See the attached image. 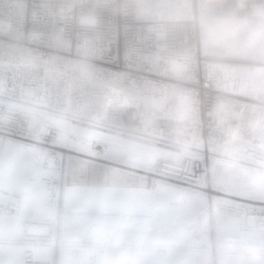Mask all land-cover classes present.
<instances>
[{
    "label": "built area",
    "instance_id": "built-area-1",
    "mask_svg": "<svg viewBox=\"0 0 264 264\" xmlns=\"http://www.w3.org/2000/svg\"><path fill=\"white\" fill-rule=\"evenodd\" d=\"M215 1L233 4L234 10L217 9L203 0H112L99 6L96 26L84 29L77 12L60 16L52 0H0V57L9 60L8 47L17 45L47 66L36 78L18 59L0 70V155H11L12 146L25 149L23 159L33 167V186L44 196L41 215L31 217L25 196L0 184V220L21 216L23 242L48 245L58 233L64 235L70 225L63 196L67 206L75 192L87 191L88 185L77 184L78 179L88 178L91 190L106 196L121 192L126 202L131 188L155 198L160 204L155 210L166 214L164 224L173 229L167 239L175 246L172 255L182 249L190 259L212 263L221 239L217 234L210 237L216 224L239 222L246 230L264 233V202L241 198L238 186L213 172L220 156L213 118L216 104L231 106L234 123L245 138L249 122L264 109V56L226 57L216 51L225 36L264 37V0ZM81 60L96 69L100 88L69 78L72 66ZM29 86L38 88L33 103L42 116L53 109L68 113L62 133L49 126L39 137L28 129L13 101ZM178 98L185 99L195 114L193 161L181 172L169 170L157 160L167 145H155L159 149L145 169L131 168V147L152 145L148 137L167 143ZM145 124L154 127L144 132ZM123 142L125 154L117 152ZM104 211L98 214L107 218V202ZM79 213L81 219L87 214ZM95 221L91 228L117 225ZM87 227L79 221L76 229ZM104 244L97 246H113ZM23 250L24 263L32 264V252L39 249ZM43 263L52 264L49 259Z\"/></svg>",
    "mask_w": 264,
    "mask_h": 264
},
{
    "label": "rangeland",
    "instance_id": "rangeland-1",
    "mask_svg": "<svg viewBox=\"0 0 264 264\" xmlns=\"http://www.w3.org/2000/svg\"><path fill=\"white\" fill-rule=\"evenodd\" d=\"M203 1L206 5L217 9L232 10L228 9L227 5L215 0ZM223 41L224 43L221 44L216 51L218 55L250 59H258L264 56V37L262 36H253L245 38L244 40L237 39L236 37L225 36L223 37ZM170 126H172V124ZM128 135L134 134L130 133ZM164 135H168V131H165ZM154 140L148 137L146 141L152 142V145L147 143L145 146L136 148V150L132 147L129 149L128 154L132 156L130 157L129 162L131 168L145 169L151 157L155 155L156 151L159 149L156 146L163 147L167 145L162 138H154ZM161 142H165L166 144H162ZM126 144L127 142H123L120 145L126 146ZM120 147L124 154L127 153L125 147ZM12 151L13 153L11 155L10 152L7 153L4 151L0 155V184L9 187L12 191L21 186L23 191H25L29 196L30 193H32L33 188L29 189L30 186H27V180L32 175L31 173H33V171H29V167L26 162L23 158H21L22 154L19 147L13 148ZM134 151L136 152V155ZM34 189L39 192L41 191L36 187H34ZM237 193L257 201H264V194L250 190L246 186L240 188V192ZM99 200L102 203L104 201L107 202V207L109 209L107 218H105V214L102 215L95 213V208L91 212L86 211L87 214L81 219L78 216H81L83 213L73 212L72 200L67 203V206L65 205L67 220L71 226H73L75 222L83 221L88 227L85 228V230L78 232V230L74 229L73 226L70 229H66L64 235L61 233L56 235L54 242L56 241L57 245H52L50 250L52 264H90L88 262V260H90L88 259V256H81L79 254L81 250L75 251L74 249L95 248L99 244H104V242H108V244L113 243V249L109 247V249L115 251L112 253L111 259L113 260V263L114 261H118L114 258L117 256L114 255L117 251H122V253H124L123 258L126 259L127 264L201 263L200 259H190L188 255L184 254L187 250L182 249L176 251V253L181 254H176L172 258L160 255L161 253H169V247L175 246L167 240L173 229L164 224L166 223V214L158 213L155 210L157 206H160L155 198L145 196L137 190L131 188L128 202L125 201V197L122 196L121 192L116 191L109 193L107 196L103 194ZM36 203L39 206L38 208L40 212L42 199L36 200ZM126 203H128L127 205L129 206L128 212L125 207ZM122 205H124L123 211ZM99 209H102L100 205ZM104 210L105 209H102L103 213H105ZM29 215L34 217L33 212H29ZM96 216L97 218H95ZM12 219L0 220V264H23L22 254L24 252V247H32L35 248V250L38 248V252H40L41 248L50 246V244H27L23 242L21 239L20 228L15 226V222H13ZM95 219L98 221H106L105 224L116 223L117 225L116 227L114 226V228H110L108 230L102 229V232L100 233L98 229L96 231L90 227L93 226V222H96ZM123 224L124 227L122 228ZM169 238L171 239V237ZM119 240H125L128 241V243L122 247H116L115 243ZM64 247L70 249V252L67 253L68 255H64V251L62 250ZM162 248H164L165 251ZM160 249H162V251ZM262 264H264V262H262Z\"/></svg>",
    "mask_w": 264,
    "mask_h": 264
},
{
    "label": "clouds",
    "instance_id": "clouds-1",
    "mask_svg": "<svg viewBox=\"0 0 264 264\" xmlns=\"http://www.w3.org/2000/svg\"><path fill=\"white\" fill-rule=\"evenodd\" d=\"M112 0H52L56 5V13L60 16L78 13L82 28L92 29L96 26L99 6ZM87 41L84 42L86 47ZM9 60L0 57V70L8 66L10 60L18 59L28 70L29 76L36 78L46 64L34 55L23 51L17 45L8 47ZM70 79L87 85L92 89L101 87V79L96 69L87 61L81 60L72 66ZM38 88L29 86L22 90L17 100L13 101L16 108L25 118L27 127L37 136L43 137L48 127L62 133L68 113L62 109H53L47 116H42L33 103ZM150 105V101L145 102ZM174 118L167 147L163 153H157V160L174 172L183 171L195 158L192 149V137L196 127L195 114L191 105L183 98L174 104ZM213 118L218 130L220 156L213 162V172L219 178L236 186H246L264 194V109H262L248 125V137H243L234 121L236 116L226 102L220 101L213 109ZM153 124H145L142 131L148 132ZM127 139V137H123ZM243 160V163L241 162ZM128 241H116V247H122ZM223 264H228L232 254H238V264L249 261L250 264L264 262V245L251 246L243 241L226 239L221 242Z\"/></svg>",
    "mask_w": 264,
    "mask_h": 264
},
{
    "label": "crops",
    "instance_id": "crops-1",
    "mask_svg": "<svg viewBox=\"0 0 264 264\" xmlns=\"http://www.w3.org/2000/svg\"><path fill=\"white\" fill-rule=\"evenodd\" d=\"M65 202H66V197L65 195L63 196L62 199V203H63V213L65 212ZM102 223V222H101ZM69 224V222H68ZM77 224L78 222H75L73 224L74 229L77 228ZM70 225V224H69ZM70 225V228L73 227ZM98 228H104V223ZM214 229V233H210V237L213 238V236L216 234L218 236H220V241L218 242L217 246H216V252L213 254V258L212 263H207V264H223V254L221 252V242L226 240V239H233V240H237V241H243L246 242L247 244L251 245V246H260V245H264V233L261 234H257L256 231H251V230H246L242 227L241 223L239 222H226L223 225H219L216 224L213 226ZM257 239V240H256ZM81 244V243H80ZM98 248H88V249H79L81 250V252H79V254L81 256L86 255L88 256V262L90 264H127L126 259H124V253H122V251H117L114 255V258L117 259L118 261H114L112 259V253L115 252L114 250L111 249H99L100 247L97 246ZM171 248L169 247V253L166 252L167 254H160L161 256L164 257L165 256H169V257H173L174 255L171 254ZM164 249V248H162ZM162 249H160L162 251ZM64 251V255L69 253L70 249L68 248H63L62 249ZM75 251H79L74 249ZM165 251V249H164ZM120 252V253H119ZM100 254V255H99ZM68 255V254H67ZM105 258H103V257ZM192 258V257H191ZM106 261H105V260ZM195 260H197L198 258H194ZM193 260V259H192ZM101 262V263H100ZM228 264H238V254H232L231 258L228 261ZM243 264H250L249 261H244Z\"/></svg>",
    "mask_w": 264,
    "mask_h": 264
},
{
    "label": "bare ground",
    "instance_id": "bare-ground-1",
    "mask_svg": "<svg viewBox=\"0 0 264 264\" xmlns=\"http://www.w3.org/2000/svg\"><path fill=\"white\" fill-rule=\"evenodd\" d=\"M150 138H152L153 140H154V138L153 137H150ZM91 141H99V138L98 137H92L91 138ZM155 141V140H154ZM121 142V141H120ZM162 144H166L165 142H161ZM9 146V145H8ZM16 147H19V146H12L11 147V149H13V148H16ZM20 148V147H19ZM20 150H21V154H22V156H21V158H24V154L26 153V150L25 149H22V148H20ZM117 152H119V153H121V154H124L123 153V151H122V149H121V147H120V144L119 145H117ZM135 152V151H134ZM136 155V154H135ZM29 171H33V167L32 166H29ZM32 175L28 178V182H27V186H30V188L29 189H31V188H33V191H32V193H30V195L28 196L27 194H26V192L25 191H23V188L21 187V186H19V188L18 189H16V190H14V191H17V192H19L20 194H22V195H24L25 196V199L27 200L26 202H25V205H26V209H30V211L31 212H33V215H34V217H37V216H39V215H41V213H42V210H41V206H43V204H44V196H43V193H42V191H37V190H35L34 189V186H33V182H32V178L34 177V173H31ZM77 181V180H76ZM129 182H130V184L131 185H134V179L132 178V176H129ZM77 184H82V185H88L85 189L87 190V192H89L90 191V189L91 188H89V184H90V179L88 178V179H78V181H77ZM242 187H244V186H238V188L240 189V188H242ZM101 187L99 186V189H100ZM238 189V190H239ZM242 190V189H241ZM31 192V191H30ZM92 192H93V196L95 197V199H96V204H97V207H96V209L94 210L95 212H97V213H103V212H101L100 210L101 209H99V205H100V207L102 208V209H105V203H106V201H104L103 203L102 202H100V200H99V198L100 197H102V195L103 194H105V192H103V193H100V190H96V189H92ZM237 192H239V191H237ZM18 193V194H19ZM241 198H244V199H251V198H248V197H246V196H244V195H242V194H239V193H237ZM105 196H106V194H105ZM39 199H42V203H41V206H40V212H39V206L37 205V203H36V200H39ZM252 200H254V201H257V200H255V199H252ZM257 202H264V201H257ZM101 203V204H100ZM37 208H38V211H37ZM27 210H25V212H26ZM10 220L11 218H7V220ZM201 220H205V217H201L200 218ZM21 220H22V218H21V216H18L16 219L14 218V219H12V221L13 222H15V226H20V225H22L23 223L21 222ZM100 223L101 222H103V221H99ZM169 223V222H168ZM95 227V228H94ZM94 227H92L93 229H95L96 231H97V229H98V231L101 233V231H102V229L103 228H96V226H94ZM182 235H184V236H187V234L186 233H184V234H182ZM52 245H57V242L55 241L54 242V240L50 243V246L49 247H43V248H41V250H40V252H32V255L34 256V262L32 263V264H44L43 262L44 261H46V260H51V258H50V250H51V246ZM79 250V249H78ZM132 250V249H131ZM100 255V254H99ZM101 257H103V256H101ZM103 258H105V257H103ZM196 258V257H195ZM105 260V259H104ZM106 261V260H105ZM101 263V262H100ZM23 264H27V263H24V261H23Z\"/></svg>",
    "mask_w": 264,
    "mask_h": 264
},
{
    "label": "flooded vegetation",
    "instance_id": "flooded-vegetation-1",
    "mask_svg": "<svg viewBox=\"0 0 264 264\" xmlns=\"http://www.w3.org/2000/svg\"><path fill=\"white\" fill-rule=\"evenodd\" d=\"M90 186H92L90 184ZM73 212L78 213L81 210L92 211L96 208V199L93 196V192L90 189L89 192L81 193L80 191L75 192V196L72 199Z\"/></svg>",
    "mask_w": 264,
    "mask_h": 264
},
{
    "label": "trees",
    "instance_id": "trees-1",
    "mask_svg": "<svg viewBox=\"0 0 264 264\" xmlns=\"http://www.w3.org/2000/svg\"><path fill=\"white\" fill-rule=\"evenodd\" d=\"M227 8L234 10V5L233 4H227ZM241 13H243V12H241Z\"/></svg>",
    "mask_w": 264,
    "mask_h": 264
}]
</instances>
